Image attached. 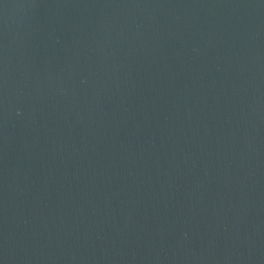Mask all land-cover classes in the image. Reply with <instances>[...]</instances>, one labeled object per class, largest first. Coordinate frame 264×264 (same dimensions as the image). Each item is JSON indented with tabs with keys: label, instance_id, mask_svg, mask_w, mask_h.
I'll return each instance as SVG.
<instances>
[{
	"label": "water",
	"instance_id": "water-1",
	"mask_svg": "<svg viewBox=\"0 0 264 264\" xmlns=\"http://www.w3.org/2000/svg\"><path fill=\"white\" fill-rule=\"evenodd\" d=\"M0 264H264V0H0Z\"/></svg>",
	"mask_w": 264,
	"mask_h": 264
}]
</instances>
